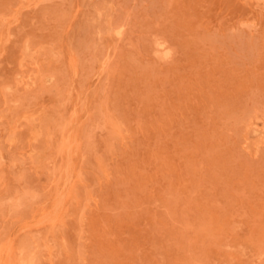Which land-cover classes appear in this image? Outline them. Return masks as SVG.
I'll list each match as a JSON object with an SVG mask.
<instances>
[{"label": "rangeland", "instance_id": "374dc122", "mask_svg": "<svg viewBox=\"0 0 264 264\" xmlns=\"http://www.w3.org/2000/svg\"><path fill=\"white\" fill-rule=\"evenodd\" d=\"M0 264H264V0H0Z\"/></svg>", "mask_w": 264, "mask_h": 264}, {"label": "bare ground", "instance_id": "6f19581e", "mask_svg": "<svg viewBox=\"0 0 264 264\" xmlns=\"http://www.w3.org/2000/svg\"><path fill=\"white\" fill-rule=\"evenodd\" d=\"M164 17H165V16H164ZM160 45H161V44H160ZM25 46H26V45H25ZM158 46H159V45H158ZM158 46H157V47H158ZM162 46H163V44H162ZM157 53H159V52H157ZM165 53H166V52H165ZM165 53H164V50H163V53H162V54L165 55ZM154 56H155V55H154ZM5 89H6V88H5ZM201 222H202V221H201ZM202 223H203V222H202ZM203 227H204V225H203ZM184 233H185V232H184ZM185 238H186V237H185ZM184 242H185V241H184ZM199 244H200V243H199ZM215 246H216V245H215ZM239 247H240V246H239ZM187 251H188V250H187ZM11 261H12V260H11Z\"/></svg>", "mask_w": 264, "mask_h": 264}]
</instances>
